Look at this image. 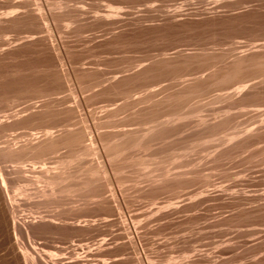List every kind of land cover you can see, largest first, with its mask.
Segmentation results:
<instances>
[{"label": "rangeland", "instance_id": "obj_1", "mask_svg": "<svg viewBox=\"0 0 264 264\" xmlns=\"http://www.w3.org/2000/svg\"><path fill=\"white\" fill-rule=\"evenodd\" d=\"M263 42L264 0H0V134L9 144L45 128L86 131L97 153L83 162H105L98 144L110 133L163 121L175 106L189 113L158 125L143 157L129 150L105 165L68 207L32 197L10 208L0 191V264H24L19 245L37 264H264V63L247 61L222 83V63L213 66L229 49L224 64L243 50L258 59ZM130 91L141 100L107 123Z\"/></svg>", "mask_w": 264, "mask_h": 264}, {"label": "bare ground", "instance_id": "obj_2", "mask_svg": "<svg viewBox=\"0 0 264 264\" xmlns=\"http://www.w3.org/2000/svg\"><path fill=\"white\" fill-rule=\"evenodd\" d=\"M52 5L56 6V5H58V3L54 2ZM105 16L106 15H104L103 17H105ZM241 47H242V45H241ZM259 47H264V42L262 44L260 43ZM202 50H204V49H202ZM178 51L179 50H177L176 52H178ZM243 51H242V54H243ZM231 52L232 51L229 49V51L227 50L226 53H222V54L219 53L220 57H218V58H220V59H216V60H218V61L220 60V61L219 62L215 61V58H214V62L211 61V63H210V64H212V62H213V66H217V68H218V65H220V62H221L223 66L222 65H220V66H222V68L225 69V70H223L220 68L219 70H222L223 74H221L222 73V71H221V73L219 72L220 74H218L220 76L215 77L216 80L220 79L219 81L217 80L219 83H220V81L222 83L223 82L222 79H224V78L229 80L228 77L230 75H231L230 77L236 75L237 73H235V72H238L237 69L239 67L242 68L241 67L242 65L245 66L246 65L245 63L247 61H248L247 65H249V61H250V66H251V62L255 66H259L258 64L259 63L261 64V61H262V65L264 63V51H262V53H260L261 56L257 55L259 57H258V59L255 58L256 60L253 59L254 56H253V58L251 57L253 59L252 60L251 58L246 59L245 57L241 56L242 55L241 54V55L235 56L229 64H224L225 59H227L226 55H228V53L231 55ZM206 53L207 52H203L204 57H203V55L201 56V54H200V56L202 58L209 56L208 54H210V53L208 52L207 55H205ZM163 54H162V56H163ZM165 55L166 54H164L163 57L161 56L159 58V60L157 59L158 61L157 60L156 61L157 62L162 61L164 59ZM218 55L216 54V56H214V57L217 58ZM209 57H213V56H209ZM203 60H205V59H203ZM154 61H152V62H154ZM152 62H150V64H149L150 67L152 64L155 63V62L154 63H152ZM216 62H218L219 64H217ZM201 63H203V61ZM256 63H257V65H256ZM215 64H217V65H215ZM145 67L146 68L143 67L144 69L142 68V70H141V71H143V73H145L144 71L147 69L150 70L149 66H148L149 68H147V65ZM205 68H206V66H205ZM212 68L213 67L211 65V70H212ZM215 68L216 67H214L213 69H215ZM257 69H258L257 70L258 74L260 71V75L262 76V78H263L262 80L264 81V65L260 68V70H259V68H257ZM212 71H214V73H215V70H212ZM140 73H139V75H140ZM211 75L213 76V74H210V76ZM216 75H217V73H216ZM176 77L179 78L178 75H176ZM198 77L196 76L195 80ZM199 80H200V77H199ZM227 80H226V82H227ZM100 81H102V80L100 79ZM218 82L215 81L214 83H218ZM240 83H239V85H236L237 90H241L242 88H244V84H240ZM92 85H94V84H92ZM194 89H193V91H194ZM234 92H235V90H234ZM130 93H131V91L129 93L124 92V94H125L124 97L122 95V97L125 98V100L122 98L124 100L123 101L124 103L122 105H120L118 108L107 110V119H106L107 123L111 124V117L113 116L114 112H116L120 109H130L136 101L141 100V99H139V100L137 99L135 101H134V99L131 100V98H132L131 94L132 93L131 94ZM150 93H149V95L152 94V93L151 94ZM188 93H190V90ZM227 94L228 93H226V95L224 94V96L222 94L216 95V96H214V99L215 98L219 99V98H223V97L228 98ZM149 95H148V97L150 98ZM194 95H196V94H194ZM148 97L146 96V99ZM195 103H196V101H195ZM178 106H179V104H178ZM183 106L184 105H182V107ZM175 107L176 108H174V112H172L173 109L171 111L172 113L168 112V114L170 113L169 116L167 115L168 117L167 118L165 117L166 119H164L163 121L161 120L159 122V121H157L158 119L152 120V118H154V117H151L152 121H150V120H147L148 118L150 119V117H148L146 120L150 121V122L147 123V122H145L146 120H143L144 123L143 122H142L143 124L140 123V128L137 127V128H133V129H129V130L113 132V133L109 134L110 135L109 138L101 139L99 144H98V151H100L101 154L105 157V159L103 158L105 160V162L98 161L96 163H87V164H85L83 162V161H85L84 159L86 158V156L97 153V149L95 148L92 140H89L90 141L89 144L88 143L86 144V142H85L86 131L85 132L81 131L79 133L76 132L77 134H74V131L69 133L68 132L69 130H64L65 131L64 134L62 133L60 135H54V132L50 128H45L44 130H42V133L40 131L41 134L39 132H31V133L27 132L28 134L25 132L26 134L25 133L19 134L20 135L19 137L16 135L13 138L16 139L18 137L17 138L18 141H14L15 139L13 140L11 138L12 144H9L8 141H6V139L9 138L10 133H9V135L8 134L6 135V133L0 134V139H1L0 140V191H1V193H3V196L5 197V200L7 201V203H9V205L11 206L10 208L13 207L12 205L14 204L16 198L25 199V198H32V197L37 198L38 202H40L41 204H43L46 207H51L54 209H60V208L68 207L69 205H72L71 201L74 198H76L78 196H82L83 195L82 192L84 193V191H86V188L92 186L93 184H95V182L100 181L101 178L106 175L107 171L105 169V165L109 169L110 168L112 169V167H111L112 164L114 162H117V160L119 161V159H122V156L126 152H128L129 150L135 151L137 154H138V152L141 153V151L145 153V151H147L148 148H150V146H144L143 143L148 138H150V136H152L150 134L154 131L155 128H158L159 126L162 127L163 124H164V126H165V124L168 125V124H170L169 122L173 123L175 119H179V118L182 119L183 117H185L186 115L189 114V113L186 114L187 111H186V113H183L184 111L182 110L181 106H179V107L175 106ZM190 109H193V108L191 107ZM190 112H192V111H190ZM195 112H197V111H195ZM154 121H157V122H154ZM151 122H153V123L149 124ZM145 124H148V126ZM160 124H162V126ZM26 135L29 137H27ZM1 137H5V139L1 138ZM19 138H20V142H19ZM21 138H23V139H21ZM88 139H90V138H88ZM7 140H9V139H7ZM184 147H183V149H180L181 153L175 152V154H174V151L171 152L170 153L171 155H169L170 159L167 157V159H168L167 162H170V160L176 161L178 159V157L181 158V156L184 157L187 150L190 148V147L188 148V146H187L186 148H188V149L185 150L186 148L184 149ZM62 148L63 149L65 148V153L63 155H59V151ZM188 152H189V150H188ZM139 154H138V157L142 156V155L144 156L143 153H142V155L141 154L139 155ZM139 158H141V157H139ZM137 161H138L137 162L138 166H140V165L145 166L146 164H148L147 162H143L141 159H137ZM139 169H141V168H139ZM161 174H162V176H166L168 174V171L165 169V170H163V172ZM78 194H81V195H78ZM10 212H11V214H10L11 215L10 216L11 217V220H10L11 223L10 224H11V228H12V233H13L14 239L17 241L19 238L18 237L19 235L16 231V229H17L16 214H15L13 209ZM18 250L22 256L24 264H28L30 262H31V264H37L36 263L37 261L36 262L34 261L35 260L34 257L31 255V252L27 249L26 246L19 245ZM50 254L52 255L54 253H50Z\"/></svg>", "mask_w": 264, "mask_h": 264}]
</instances>
